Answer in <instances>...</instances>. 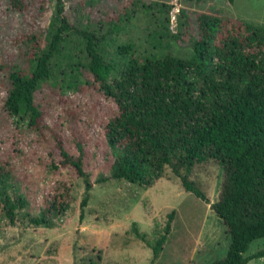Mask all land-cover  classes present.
<instances>
[{
  "label": "rangeland",
  "instance_id": "obj_1",
  "mask_svg": "<svg viewBox=\"0 0 264 264\" xmlns=\"http://www.w3.org/2000/svg\"><path fill=\"white\" fill-rule=\"evenodd\" d=\"M21 2V8H14L10 0H0V164L10 177L5 192L12 198L21 196L24 202L12 221L0 216V264H84L96 254H100V264H211L221 259L229 237L210 209L223 180L222 169L215 163L198 164L190 175L204 191L207 203L185 192L168 169L148 187L107 178L112 157L103 127L115 112V105L97 91L84 70L79 35H70L63 43L62 56L57 60L60 67L35 91L34 102L44 112L40 124L44 128L31 130L24 120L6 113L4 66L15 62L24 65L21 54L27 40L31 35H43L55 0ZM60 2L73 26L98 34L109 29L108 21L121 16L119 30L110 32L105 51L112 56L115 44L132 43L135 51L131 57L138 61L148 53L186 56L197 12H217L264 25V0H145L150 4L148 9L130 0ZM172 32L179 33L174 40L168 35ZM38 40L27 43L28 48ZM68 54L71 61L81 63L79 72L71 73L78 81L74 88L60 86L72 79L65 65ZM54 136L72 156L78 154L76 143L82 144V169L91 183L83 206L82 178L71 166L60 163ZM99 177L106 180L96 182ZM52 200H65L67 207L56 214L47 213L46 227L30 223L29 217ZM171 210L174 214L166 240L152 259L151 249L129 231L130 223L135 222L137 230L153 243ZM260 250H264V237L251 241L242 255ZM245 264H264V256Z\"/></svg>",
  "mask_w": 264,
  "mask_h": 264
},
{
  "label": "trees",
  "instance_id": "obj_2",
  "mask_svg": "<svg viewBox=\"0 0 264 264\" xmlns=\"http://www.w3.org/2000/svg\"><path fill=\"white\" fill-rule=\"evenodd\" d=\"M133 1L144 9L150 7L145 0ZM10 4L22 7L21 0H10ZM53 7L43 35H31L27 40L39 39V43L28 48L25 41L21 54L24 65L15 62L4 66L6 113L24 120L31 130L44 128V112L34 102L35 91L60 67L57 60L63 43L70 35H79L84 70L97 91L115 105L103 127L112 157L107 178L148 187L168 169L185 192L207 203L204 191L190 175L198 164L215 163L222 169L223 180L210 209L229 239L225 255L211 264H245L264 256V250L242 255L251 241L264 237V25L217 12H197L186 56L148 53L138 61L131 57L135 51L132 43L115 44L112 56L105 51L110 32L119 30L121 16L108 21L109 29L98 34L73 26L63 14L60 0H55ZM168 35L174 40L179 33ZM65 65L70 75L79 72L81 63L71 61L68 54ZM71 78L60 86L76 87V77L71 74ZM54 140L60 163L71 166L82 178L83 206L91 183L82 169V144L76 143L78 154L72 156L57 137ZM8 178L7 169L0 164V216L12 221L24 202L21 196L12 198L5 192ZM105 180L99 177L96 182ZM66 207L65 200H52L29 217V222L46 227L47 213L56 214ZM173 214L174 210L167 214L153 243L137 230L135 222L130 223L129 231L151 249L152 259L161 251ZM84 264H100V254L85 259Z\"/></svg>",
  "mask_w": 264,
  "mask_h": 264
},
{
  "label": "crops",
  "instance_id": "obj_3",
  "mask_svg": "<svg viewBox=\"0 0 264 264\" xmlns=\"http://www.w3.org/2000/svg\"><path fill=\"white\" fill-rule=\"evenodd\" d=\"M128 257H130V256H128ZM132 258V257H131ZM260 258V257H259Z\"/></svg>",
  "mask_w": 264,
  "mask_h": 264
}]
</instances>
